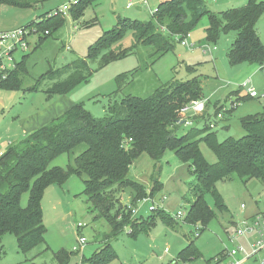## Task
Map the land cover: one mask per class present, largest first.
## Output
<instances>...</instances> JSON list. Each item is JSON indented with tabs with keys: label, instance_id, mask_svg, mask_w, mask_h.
<instances>
[{
	"label": "trees",
	"instance_id": "trees-1",
	"mask_svg": "<svg viewBox=\"0 0 264 264\" xmlns=\"http://www.w3.org/2000/svg\"><path fill=\"white\" fill-rule=\"evenodd\" d=\"M50 1L53 0H0V8L5 5L31 10ZM97 1L81 0L68 14L78 21ZM263 16L264 1L259 0H248L244 6L224 12L208 10L205 0H166L159 4L157 14L146 23L119 19L113 29L105 32L89 48L86 59H77L62 69L49 71L27 92L39 91L41 82L51 77L54 82L44 91L48 98L66 95L90 80L94 72L92 64L97 63V72L137 53L140 47L152 51L149 58L153 65L177 42L181 43L204 17L209 22L206 29L208 43L216 44L223 35L232 32L237 34L228 53L230 65L252 64L263 69L264 44L257 27ZM67 20L66 15L57 9L25 26L39 35L33 50H38ZM129 33L135 42L124 48L121 42ZM27 56L23 54L22 61L16 63L6 79L0 74L1 91L22 90ZM151 65L119 75L116 79L118 91L111 96L124 89L129 76L134 78L139 72L148 71ZM187 71L192 75L197 69L187 67ZM201 86L198 76L187 81L173 80L158 87L147 98L128 95L115 100L103 118L94 117L84 103H79L48 125L11 144L0 156V241L5 235L15 236L19 251L24 254L45 244L47 229L42 209L45 192L55 185L62 187L73 175L85 178L84 194L110 224V238L129 227V235L137 238L154 227L158 220L169 227L178 226L179 220L163 209L157 208L151 216L144 218L143 215H133L129 205L123 206L118 198L119 193L129 189L133 195L130 206L136 207L139 201L152 197L161 186L158 179L154 181L156 188L148 192L145 185L131 179V169L143 154L159 163L168 151L174 152L182 163L190 164L198 180L193 190L196 200L183 223L201 225L202 234L215 218L206 196L211 195L220 210L226 209L217 189L218 182L232 174L242 179L264 181V111L240 120L247 133L240 139L229 137L219 141L209 122L203 128H191L179 136L178 131L184 126L181 125L183 115L180 111L191 102L203 99ZM229 114L231 112L224 113ZM201 143L217 155L216 164L207 162L200 149ZM81 146L85 147L84 151L71 160L68 168L51 167L58 157L74 154ZM25 193H29V200L23 207ZM54 257L57 264H69L71 258L65 251L55 253ZM114 258L116 253L108 242L90 259V263L106 264ZM202 258L201 250L193 240L178 253L174 264L192 263Z\"/></svg>",
	"mask_w": 264,
	"mask_h": 264
},
{
	"label": "rangeland",
	"instance_id": "rangeland-1",
	"mask_svg": "<svg viewBox=\"0 0 264 264\" xmlns=\"http://www.w3.org/2000/svg\"><path fill=\"white\" fill-rule=\"evenodd\" d=\"M143 1L99 0L89 7L78 21H74L68 14L66 16L68 20L62 27L36 51L33 49L39 35H30L28 40L32 50L26 53L17 51L14 54L17 62L22 61L23 54H28L25 60L26 74L22 78V90L16 93L0 91V156L11 144L22 139L20 118L27 117L32 112L46 111L47 107L53 105L57 99H67L72 105L84 103L94 117L103 118L107 115L108 107L115 100L119 101L128 95L147 98L161 85L173 80L187 81L194 76L200 79L204 97L198 101H206V112L194 121L192 127L180 128L178 135L182 136L191 128H203L205 123L214 121L210 119L209 114H213L216 109L215 115L223 110L231 112L227 117L224 115V118L226 117L224 121L216 120L214 117L218 126L213 131L217 133L219 141L222 142L229 137L240 139L246 136L247 133L241 127L240 120L264 111V69L252 64L230 65L228 53L237 34L232 32L223 35L216 44L208 43L207 17L202 18L189 33L190 42L194 45L192 50L177 42L172 50L151 65L152 59L149 55L152 51L140 47L137 53L97 72V63L92 64L94 72L90 80L76 86L66 95L48 98L44 91L53 84L54 80L51 77L41 82L39 91L27 92L49 71L62 69L77 59H86L89 48L105 32L113 29L119 19L146 23L151 19L148 9H157L159 4L166 0H148V8L144 6ZM64 2L65 0H53L31 10L4 5L0 8V15L3 16L6 12L10 14L11 17L5 25H18L15 29L24 28L46 13L55 12ZM247 2L248 0H205V5L213 12H224L244 6ZM129 4L133 6L129 8ZM257 27L264 44V16ZM134 42L132 33H129L121 45L129 48ZM206 45L212 49L211 53L205 52ZM149 64L151 66L148 71L136 74L135 80L129 76L124 89L111 96L118 91L116 79L119 75ZM187 67H195L197 72L191 75ZM245 84L248 87L242 88ZM248 88L254 89L259 97L251 98L248 95ZM1 103L7 106L6 110L1 108L3 106ZM224 126L226 127L223 128ZM84 149L85 147L81 146L74 154L58 157L51 167L68 168L71 160ZM200 149L209 164L217 163V155L205 143L200 144ZM155 174H158L157 179L162 187L157 188L151 197L155 202L154 205L173 216L179 211L187 213L196 200L193 190L198 183L190 164L179 161L172 151H168L159 163L143 154L134 163L130 177L145 185L150 192L156 188ZM84 180V177L73 175L62 187L55 185L47 189L42 201L44 225L47 229L46 243L24 254L19 251L16 237L5 235L0 241V264H57L54 254L60 251L70 255L69 264H92L90 259L108 242L116 253V258L106 264H174L178 253L193 240L201 250L203 258L189 264H205L210 259L222 258L226 249L234 246L229 236L234 237L238 221L255 212L264 215V181L242 179L237 174H232L217 183V189L223 197L226 209L220 210L216 207L213 197L206 196L209 206L215 212V218L199 238L195 236V227L184 224L183 220H179V225L174 228L158 220L154 227L140 233L137 238L129 235L130 227L110 238L112 228L93 208L89 197L84 194ZM118 198L123 206L133 203V195L129 189L119 193ZM28 200L29 193H25L22 197L23 207L27 206ZM242 205L245 209H242ZM139 206L141 204L136 207ZM157 208L155 210H158ZM152 214L153 212H149L146 206L140 215L145 218ZM78 224L85 226L79 230ZM80 237L86 238L87 244L82 251L74 252L73 248L78 246ZM237 242L235 240V243ZM239 242L245 243V240L241 239ZM166 249H169V253L165 252ZM223 252L224 254L219 255ZM247 264L262 263L255 260Z\"/></svg>",
	"mask_w": 264,
	"mask_h": 264
},
{
	"label": "built area",
	"instance_id": "built-area-1",
	"mask_svg": "<svg viewBox=\"0 0 264 264\" xmlns=\"http://www.w3.org/2000/svg\"><path fill=\"white\" fill-rule=\"evenodd\" d=\"M81 0H65L62 6L59 8V11L68 15L70 9L78 5ZM143 4L146 8H148V0H144ZM132 4H129L128 7H132ZM151 16L157 14V9H148ZM165 30L164 28L162 29ZM31 34H35L34 31L27 30L25 28H18L14 30H0V74L3 79H6L9 75V72L15 69L17 61L14 58V54L17 51H21L26 53L30 50V42L29 38ZM36 35V34H35ZM181 44L184 47H187L189 50L194 49V45L190 42L189 34L181 41ZM206 48L205 52H212V49L209 45L204 46ZM8 64H6V62ZM264 69V68H263ZM248 87L245 84L242 88ZM248 95L251 98H258L259 95L255 92L254 89L248 88ZM264 97V96H263ZM207 103L206 101H193L183 109H181L180 113L183 115L180 120L186 127H192L194 125V119L196 117H201L206 112ZM235 107V106H234ZM224 113L226 111H222L215 115V119L222 121L224 120ZM210 127L212 129L216 128L214 122H210ZM137 207H130L133 215H140L143 209L148 206V211L153 212L157 208L154 200L151 197L144 198L139 201ZM137 205V206H138ZM242 209H245V206L242 205ZM187 216V213L179 211L173 217L177 220H183ZM84 224H78V229L83 228ZM195 227V236L199 238L201 236V230L203 227L201 225H194ZM230 241L234 244L231 249H226L224 258H216L211 262H206L205 264H247L251 261L258 260L260 263L264 264V215L254 214L252 216H248L247 218L238 221L235 227V235L234 237H230ZM245 240V243L239 242L240 240ZM235 240L238 242L235 243ZM87 244V239L84 237H80L78 239V246L73 248L74 252H80L84 249ZM166 253H169V249H166ZM195 262V261H194ZM193 263V262H192ZM189 264V263H186Z\"/></svg>",
	"mask_w": 264,
	"mask_h": 264
},
{
	"label": "crops",
	"instance_id": "crops-1",
	"mask_svg": "<svg viewBox=\"0 0 264 264\" xmlns=\"http://www.w3.org/2000/svg\"><path fill=\"white\" fill-rule=\"evenodd\" d=\"M9 17H11V16L7 12L3 16L0 15V29L1 30H13L18 26V25H13V26L5 25L8 23ZM258 32H260L259 29H258ZM10 93H16V92H10ZM1 105H3V106H1V108L3 110H6L7 106H5V104H2V103H1ZM71 105H72V102L67 101V99L61 98V99H57V101H55V103L53 105H49L47 107L46 111L37 112V113L32 112V114L28 115L27 117H21L20 118V122H21L20 136L23 138V137L39 130L40 128L48 125L53 120L61 117L74 104L72 106ZM216 112H217L216 109H214V113L209 114V116H210V119L214 120L212 122H214L216 127H217L218 122H215V119H214ZM211 117H213V118H211ZM225 118H224V120H225ZM224 120H222V121H224ZM225 127L226 126H224L223 128H225ZM18 135H19V133H18ZM254 214H258V213L257 212L252 213L250 216H252Z\"/></svg>",
	"mask_w": 264,
	"mask_h": 264
},
{
	"label": "water",
	"instance_id": "water-1",
	"mask_svg": "<svg viewBox=\"0 0 264 264\" xmlns=\"http://www.w3.org/2000/svg\"><path fill=\"white\" fill-rule=\"evenodd\" d=\"M181 125H183V123H181ZM157 178H158V174H155V181L157 180Z\"/></svg>",
	"mask_w": 264,
	"mask_h": 264
},
{
	"label": "bare ground",
	"instance_id": "bare-ground-1",
	"mask_svg": "<svg viewBox=\"0 0 264 264\" xmlns=\"http://www.w3.org/2000/svg\"><path fill=\"white\" fill-rule=\"evenodd\" d=\"M128 204V203H127Z\"/></svg>",
	"mask_w": 264,
	"mask_h": 264
}]
</instances>
